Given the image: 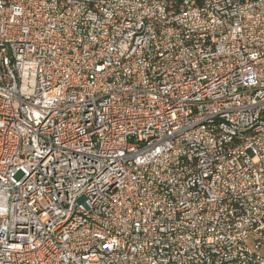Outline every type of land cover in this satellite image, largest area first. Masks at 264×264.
Instances as JSON below:
<instances>
[{
  "label": "built area",
  "instance_id": "1",
  "mask_svg": "<svg viewBox=\"0 0 264 264\" xmlns=\"http://www.w3.org/2000/svg\"><path fill=\"white\" fill-rule=\"evenodd\" d=\"M0 264H264V0H0Z\"/></svg>",
  "mask_w": 264,
  "mask_h": 264
},
{
  "label": "trees",
  "instance_id": "2",
  "mask_svg": "<svg viewBox=\"0 0 264 264\" xmlns=\"http://www.w3.org/2000/svg\"><path fill=\"white\" fill-rule=\"evenodd\" d=\"M166 1L168 2L170 7L177 9L182 5L184 0H166Z\"/></svg>",
  "mask_w": 264,
  "mask_h": 264
},
{
  "label": "water",
  "instance_id": "3",
  "mask_svg": "<svg viewBox=\"0 0 264 264\" xmlns=\"http://www.w3.org/2000/svg\"><path fill=\"white\" fill-rule=\"evenodd\" d=\"M5 234H3L2 232H0V236H4Z\"/></svg>",
  "mask_w": 264,
  "mask_h": 264
}]
</instances>
